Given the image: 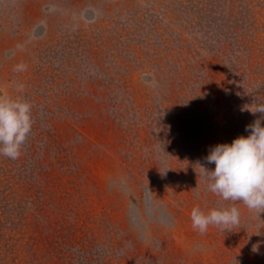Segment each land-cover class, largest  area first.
Listing matches in <instances>:
<instances>
[{
  "label": "rangeland",
  "instance_id": "rangeland-1",
  "mask_svg": "<svg viewBox=\"0 0 264 264\" xmlns=\"http://www.w3.org/2000/svg\"><path fill=\"white\" fill-rule=\"evenodd\" d=\"M0 96L33 120L0 156V264H264V213L201 168L261 117L264 0H0Z\"/></svg>",
  "mask_w": 264,
  "mask_h": 264
},
{
  "label": "clouds",
  "instance_id": "clouds-1",
  "mask_svg": "<svg viewBox=\"0 0 264 264\" xmlns=\"http://www.w3.org/2000/svg\"><path fill=\"white\" fill-rule=\"evenodd\" d=\"M17 71L25 70L20 65ZM261 117L246 126L249 135L235 138L230 144H218L206 157L213 170L204 167L207 190L225 201L242 202L248 209L264 213V104L248 108ZM32 105L24 99L0 96V156L16 160L32 131ZM194 229L201 234L210 225L231 230L240 223V211L232 206L208 212L194 207L190 213ZM256 250V247H253Z\"/></svg>",
  "mask_w": 264,
  "mask_h": 264
}]
</instances>
